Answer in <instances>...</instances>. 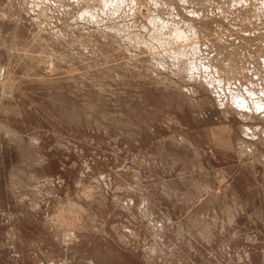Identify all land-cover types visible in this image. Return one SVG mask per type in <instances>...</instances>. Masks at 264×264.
<instances>
[{
  "label": "rangeland",
  "instance_id": "obj_1",
  "mask_svg": "<svg viewBox=\"0 0 264 264\" xmlns=\"http://www.w3.org/2000/svg\"><path fill=\"white\" fill-rule=\"evenodd\" d=\"M0 264H264V0H0Z\"/></svg>",
  "mask_w": 264,
  "mask_h": 264
},
{
  "label": "bare ground",
  "instance_id": "obj_2",
  "mask_svg": "<svg viewBox=\"0 0 264 264\" xmlns=\"http://www.w3.org/2000/svg\"><path fill=\"white\" fill-rule=\"evenodd\" d=\"M159 21H160V20H159ZM179 35H180V34H179ZM180 37H181V36H179V38H180ZM182 37H183V36H182ZM189 39H190V38H189ZM189 39H188V40H189ZM192 42H193V41H192ZM192 42L190 41V43H192ZM186 43H188V42H186ZM195 47H196V46H195ZM168 48H169V47H168ZM180 54H181V53H180Z\"/></svg>",
  "mask_w": 264,
  "mask_h": 264
}]
</instances>
